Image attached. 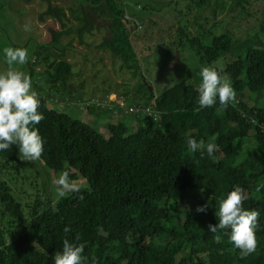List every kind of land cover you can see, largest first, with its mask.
Returning a JSON list of instances; mask_svg holds the SVG:
<instances>
[{"label":"trees","instance_id":"obj_1","mask_svg":"<svg viewBox=\"0 0 264 264\" xmlns=\"http://www.w3.org/2000/svg\"><path fill=\"white\" fill-rule=\"evenodd\" d=\"M44 2L39 20L55 19L59 29L50 25V39L34 48L35 60L27 62L30 77L38 72L46 85L65 88L74 73L65 58L71 43L63 44V37L74 32L84 44L86 35L102 31L95 47L139 80L132 94L117 92L123 106L106 104L108 95L116 93L110 89L100 99L85 102L91 115L120 116L108 124L106 137L52 107L49 92L37 91L44 119L36 128L45 142L39 161L48 171H68L72 181L82 178L88 187L79 186L78 192L58 199L50 188L17 197L11 186L14 176L8 174L23 170L25 162L17 145L0 151V174L9 177L0 179V264H54L64 239L84 245L83 264H264V188L256 192L264 184V107L257 99L252 105L244 101L246 92L264 95V40L258 34L264 33V20L259 36L244 41L240 53L225 61L223 69H215L222 78L229 77L236 100L227 109L217 99L212 107L197 111L200 82L182 78L158 94L150 90L133 45L143 24L129 12L133 8L126 0H76L66 10ZM246 2L232 0L230 7L240 3L245 8ZM201 3L212 15L227 4ZM196 27L199 31L202 24ZM201 33L185 25L171 26L168 32L176 47H189L201 65L232 52L228 33L212 35L208 42ZM39 63L41 72L34 67ZM189 138L215 143L218 149L213 157L206 151L203 156L193 153ZM235 186L248 193L243 207L260 214L257 250L244 258L230 242V228L219 230L220 242L208 230L209 224L218 223L219 201ZM204 205H209L206 211L197 212ZM66 226L68 233L63 231Z\"/></svg>","mask_w":264,"mask_h":264},{"label":"rangeland","instance_id":"obj_2","mask_svg":"<svg viewBox=\"0 0 264 264\" xmlns=\"http://www.w3.org/2000/svg\"><path fill=\"white\" fill-rule=\"evenodd\" d=\"M218 1H226L227 4L223 10L216 8L215 14L212 15L209 9H203L201 0H126L133 8L129 12L143 24V30L135 31L137 36L133 39V45L141 61L143 76L155 94L182 78L201 84L202 68L216 69L219 67L223 69L225 61H229L241 52L244 41L253 39L252 37L257 35L256 32L260 31V21L264 20V0H247L245 8L240 3L230 7L232 0ZM50 2L65 10L76 5V0H50ZM45 8L44 0H0V73L8 70L4 54L6 47L27 49V62L33 61L35 60L33 51L36 45L50 39L48 27L53 25L59 29V24L55 19L39 20V15ZM67 16L71 19L73 27H76L77 23L72 19L70 12H67ZM28 21H30L31 30L26 32L24 25ZM196 23L202 24L201 30L198 31ZM183 25L187 26L192 33L204 32L205 42H208L212 35L228 33L233 42L232 52L209 65H201L199 58L189 47H176L177 40L173 41L171 35L168 34L171 26ZM143 32L144 35H142ZM258 34H261L264 40V33ZM102 35V31H96L94 36L86 35L84 44L78 42L74 32L63 37V44L69 41L71 43V47L65 51V58L72 64L74 73L65 88L63 86L52 88L46 85L38 72L33 74L31 80L32 90L35 92L40 90L41 94L50 93L52 99L48 103L52 107L93 125L106 137L109 132L108 124L118 121L120 116L116 117L105 112L97 116L96 114L91 115L85 105L90 103V99L94 101L100 99L107 89L116 93L110 94L106 104L113 101L116 103L118 101L117 92L130 90L132 94L139 79L138 77L133 79L129 71L120 69L119 61L114 59L110 53L95 47ZM27 62L23 65L13 64L12 67L30 76V67ZM34 67L40 72L44 69L40 63ZM223 79L230 80L228 76ZM251 94L246 92L244 101L252 105L257 99L259 100L257 104L264 107V95L259 97V95ZM131 99L128 97V103ZM24 162L23 170L8 174L14 176L11 186L16 196L32 197L37 189L45 188L48 192L50 188L54 199L60 198L56 194L57 185L53 181L58 179L61 173L46 170L39 160ZM6 178L9 177L5 173L0 174V179ZM72 182L78 187H88L82 178Z\"/></svg>","mask_w":264,"mask_h":264},{"label":"clouds","instance_id":"obj_3","mask_svg":"<svg viewBox=\"0 0 264 264\" xmlns=\"http://www.w3.org/2000/svg\"><path fill=\"white\" fill-rule=\"evenodd\" d=\"M30 30V21H28L24 25V31ZM4 54L8 70L0 73V151H8L12 145H17L21 160H39L45 143L36 128V125L44 119L43 114L38 112L40 100L37 92L32 90L31 77L12 67L13 64H25L28 51L24 48L6 47ZM200 75L202 82L199 86L197 111L212 107L217 99L220 105L227 109L229 103L236 100V92L231 84L224 80L215 69L204 67ZM187 144L191 152L199 151L201 156L206 151L209 157H213L218 149L215 143H205L203 140L197 142L191 138L188 139ZM214 162H216L215 159ZM53 183L57 185L58 197H64L68 192L79 191L78 185L70 180L68 171H63ZM262 188L264 184L259 185L256 192L260 193ZM248 198V193L244 189L235 186L226 198L219 201L218 210L215 213L218 223L208 225V230L216 234L214 236L216 242L221 240L220 235L217 234L219 230L230 228V242L240 250L242 258L255 253L258 247L256 228L260 214L256 210H247L243 207L244 201ZM208 206H198L197 212H205ZM63 231L68 233L70 228L66 226ZM79 239L80 236L77 234L76 240ZM83 251V244L64 239L62 252L55 255L54 264H83Z\"/></svg>","mask_w":264,"mask_h":264},{"label":"built area","instance_id":"obj_4","mask_svg":"<svg viewBox=\"0 0 264 264\" xmlns=\"http://www.w3.org/2000/svg\"><path fill=\"white\" fill-rule=\"evenodd\" d=\"M125 18L126 19H128V20H130V18H129V16L128 15H125ZM138 29H139V27H138ZM110 95H108V97H109ZM118 101L115 103L114 101L113 102H110V104H107V105H111V106H123L124 105V101H123V99L121 98V97H118V99H117ZM104 103H106V102H104ZM132 109H129L128 111H131ZM138 110V109H137ZM146 111L148 112L149 110L148 109H146Z\"/></svg>","mask_w":264,"mask_h":264},{"label":"water","instance_id":"obj_5","mask_svg":"<svg viewBox=\"0 0 264 264\" xmlns=\"http://www.w3.org/2000/svg\"><path fill=\"white\" fill-rule=\"evenodd\" d=\"M150 88V90H151V87H149Z\"/></svg>","mask_w":264,"mask_h":264}]
</instances>
